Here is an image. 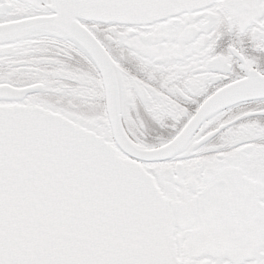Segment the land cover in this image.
Segmentation results:
<instances>
[{
	"label": "snow or ice",
	"instance_id": "obj_1",
	"mask_svg": "<svg viewBox=\"0 0 264 264\" xmlns=\"http://www.w3.org/2000/svg\"><path fill=\"white\" fill-rule=\"evenodd\" d=\"M0 264H264V0H0Z\"/></svg>",
	"mask_w": 264,
	"mask_h": 264
}]
</instances>
